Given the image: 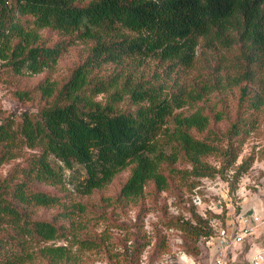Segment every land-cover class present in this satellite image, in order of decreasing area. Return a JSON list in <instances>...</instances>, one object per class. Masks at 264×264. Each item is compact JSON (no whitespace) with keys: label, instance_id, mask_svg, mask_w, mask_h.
I'll use <instances>...</instances> for the list:
<instances>
[{"label":"trees","instance_id":"16d2710c","mask_svg":"<svg viewBox=\"0 0 264 264\" xmlns=\"http://www.w3.org/2000/svg\"><path fill=\"white\" fill-rule=\"evenodd\" d=\"M44 29L92 46L56 92L58 100L36 118L24 113L15 124L0 123V165L23 148L35 152L26 166L0 181V264H82L85 253L99 251L106 241L76 233L72 215L85 209L78 202L62 212L68 227L32 218L30 208L61 206L63 196L32 189L30 183L60 187L64 172L79 167L84 176L75 190L87 196L130 167L116 200L134 202L150 182L157 191L167 188L164 163L183 158L191 168L179 172L182 177L215 173L203 158L216 148L191 134L207 129L208 116L175 110L212 91L257 82L262 87L256 90L241 88L239 104L252 112L264 105V82L256 80L257 69L264 68V0H0V67L15 75L53 67L69 42L44 45ZM235 48L237 63L215 66L217 78L206 76L200 87L178 85L167 92L162 82H133L128 74L122 83L121 74L92 76L109 63L137 67L149 59L164 65L168 77L191 69L198 49ZM36 90L43 97L55 93L47 80ZM101 95L103 102L97 99ZM125 98L133 110H119ZM257 123L256 118L235 123L228 136L247 134Z\"/></svg>","mask_w":264,"mask_h":264},{"label":"rangeland","instance_id":"374dc122","mask_svg":"<svg viewBox=\"0 0 264 264\" xmlns=\"http://www.w3.org/2000/svg\"><path fill=\"white\" fill-rule=\"evenodd\" d=\"M44 45L58 41H68L69 45L56 64L39 74L15 75L0 67V123L10 120L19 122L26 113L36 118L38 112L57 99L61 86L68 80L72 70L83 63L89 55L91 42L74 40L56 31H40ZM73 37V38H72ZM237 48L218 53L197 51L194 66L187 71H176L165 76L164 65L154 60H145L140 66L130 63L122 65L106 64L93 71L92 76L104 80L121 74L120 83L129 75L133 82H162L167 92L176 86L200 87L205 77L218 76L215 66L236 64ZM222 57L225 60H222ZM256 80L264 82V68L257 69ZM129 78V79H130ZM53 83L55 93L43 97L36 90L44 81ZM250 91L260 88V84H241L227 90H215L200 101L185 105L174 114L188 115L200 111L209 118L203 132L191 131L200 140L210 143L216 152L203 160L215 171L212 176L193 178L182 177L179 172L190 170L191 166L183 158L176 163L161 166L167 178V188L157 191L150 182L143 195L134 202L116 200L120 187L126 181L130 167L118 172L104 188L94 190L90 195L79 196L75 184L82 180L79 167L65 171L64 184L50 187L30 183L32 189L63 196V204L53 208H30L34 219L53 221L56 225L70 226L62 218V212L73 203L85 206L82 214L74 213L71 224L76 233L83 237L101 238L102 248L97 252L85 253L82 264H206L216 254V232L226 227L235 216L244 211L255 213L264 221V105L256 112L239 104L241 88ZM105 96L97 99L104 101ZM119 110H133L127 98L119 104ZM220 120H217V117ZM256 118L255 129L238 137L228 136L232 125L243 120ZM172 126V118L167 120ZM35 152L23 148L15 158L0 165V181L10 179L14 169L27 165L29 156ZM198 196L200 205H193L192 198ZM255 243L264 245V224L258 227ZM252 240L232 248L229 255L233 264H246L247 249ZM56 244H61L56 242ZM32 264H49L36 261ZM228 264V263H227ZM264 264V263H263Z\"/></svg>","mask_w":264,"mask_h":264},{"label":"built area","instance_id":"2783aa9c","mask_svg":"<svg viewBox=\"0 0 264 264\" xmlns=\"http://www.w3.org/2000/svg\"><path fill=\"white\" fill-rule=\"evenodd\" d=\"M192 203L201 204L200 198L196 195L192 198ZM263 220L255 214H238L234 220L226 227L217 229L216 245L217 252L206 264H233L234 258L229 255L232 248L240 246L247 239H250L256 233L257 228L262 224ZM264 263V247L256 250L249 258L246 264H263Z\"/></svg>","mask_w":264,"mask_h":264},{"label":"crops","instance_id":"0c3cea01","mask_svg":"<svg viewBox=\"0 0 264 264\" xmlns=\"http://www.w3.org/2000/svg\"><path fill=\"white\" fill-rule=\"evenodd\" d=\"M242 214H248V213H246V211H244ZM262 224H264V221L262 222ZM262 224H261V225H262ZM261 225H260V226H261ZM257 229H258V228H257ZM256 233H257V230H256ZM256 233L254 234V236H253L252 238L246 240V241H250V240H252L251 244H249V247H248V249H247V257H246V259L249 258V257H250V256L256 251V250H258V249L264 247V245H263L262 247H259V246L255 243V240L258 238V236L256 235ZM217 249H218V248H216V252H217Z\"/></svg>","mask_w":264,"mask_h":264}]
</instances>
